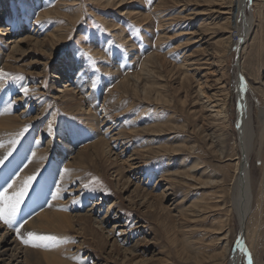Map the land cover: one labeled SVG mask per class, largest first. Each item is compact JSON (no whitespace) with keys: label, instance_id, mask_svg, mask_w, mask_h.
Listing matches in <instances>:
<instances>
[{"label":"rangeland","instance_id":"obj_1","mask_svg":"<svg viewBox=\"0 0 264 264\" xmlns=\"http://www.w3.org/2000/svg\"><path fill=\"white\" fill-rule=\"evenodd\" d=\"M120 1L0 0V81L6 82L3 90L9 89L4 103L22 98L12 114L26 115L19 120L16 141L26 152L20 158L11 153L0 164V176L12 163L13 178L5 181L15 182L16 174L25 172L32 147L47 155V166L57 160V145L67 154L61 160L67 189L59 199L41 196L25 215L28 197L4 200L1 194L0 218L6 219L12 199L18 203L19 221L12 227L26 257L44 254L38 228L31 229L38 223L29 225L38 221L39 233L61 234L55 258L69 264H227L239 237L228 191L240 154L239 78L252 134L247 169L255 171L256 182L242 226L239 264H264V215H258L264 206V0L248 2L253 25L238 53L231 45L236 11L227 0ZM26 38L32 40L20 43ZM76 63L89 85L82 93L75 88L82 84L76 82L77 73L68 69ZM217 103L225 105L227 127L216 120L211 107ZM90 111L97 112L95 132L86 124ZM66 134L73 137L69 152L60 141ZM134 153L137 160L128 162ZM33 174H27L31 187L39 189L46 169L38 177ZM57 174L45 186L51 187ZM2 184L0 179V193ZM222 194L223 202L217 203ZM48 213L59 219L47 216L49 221ZM80 216L89 219L88 226ZM221 225L227 230L224 242L214 232Z\"/></svg>","mask_w":264,"mask_h":264},{"label":"bare ground","instance_id":"obj_2","mask_svg":"<svg viewBox=\"0 0 264 264\" xmlns=\"http://www.w3.org/2000/svg\"><path fill=\"white\" fill-rule=\"evenodd\" d=\"M122 1H124V0H121L119 3H121ZM248 2H249V0H227L228 6L229 7H232L234 12L236 11V15H234V14L233 15L236 16V18H237L236 19V23H234L235 24L234 26L237 29V35L235 36L236 40L234 42H232L231 45H235V46L238 47L237 53L246 44V41H247V39L249 37V34H250L251 30H252L253 17H252V15L250 13V9L248 7ZM109 3L110 2H108V4ZM246 11H247V14H246ZM138 16H139L138 19H140L141 16L140 15H138ZM41 18H44V16H42ZM138 21H140V20H138ZM15 23L18 24L19 23V19L16 18L15 19ZM113 29H111V30H113ZM28 38L21 40L20 43H22V42H29V41L32 40V39L30 40ZM16 40L19 41L18 39H16ZM50 41H51L52 45H54L55 41L53 40V36L50 37ZM34 42H35V44H39L40 43V46H42L43 44H45L44 43L45 42L44 40H41V41H37L36 40ZM20 43H16L15 45H13L15 47V48H13L14 51L19 47L18 44H20ZM240 46H241V48H240ZM230 49H231V47H230ZM237 65H239V61L237 62ZM69 67H68V69L73 70L74 73H77V75H76V82L82 83V84H81V86H79L78 84H75V88L78 86L79 87V90H80L78 92L82 93L81 91H83L86 87L89 86L88 85V81H85L84 80L85 73L82 70V66H81L80 63H76L75 66L73 67V69L72 68H69ZM237 67H239V69H240V66H237ZM0 71L2 72V69ZM81 73H82V77H79V75ZM1 74H3V73H1ZM65 77H69L67 75V69H66V75H65ZM5 84H6L5 81H2V82L0 81V120H2L3 123H5V126H4L5 129L0 130V164L2 162L5 163L6 162L5 159L11 153H19L18 156L20 158L22 156L20 154L26 152L25 145L22 147L23 148L22 149V148H19L18 144L16 143V141H18L19 138H20L19 137V134H20L19 132H20V130L22 128V127L19 128V125H20L19 120H23V118L26 115L21 114V116H16V115H13L12 114V111H13L15 105L17 103H19L22 98H19V97L12 98V101L13 100L14 101L13 102H9L8 103L9 106H6V104L4 103V97H6V95H8L7 93L9 92V89L3 90ZM238 85H236V90H237V124L236 125H237V129L240 132V137H239V141H240L239 142V152H240V154H239V156L237 158H235V159H237V161H236L235 165L233 166V178H232L233 183L230 185L231 187L228 189V191H230V199H231V202L233 203L232 206H231L232 207L231 208V211H232V209L233 210L235 209V215H236L237 220L239 222V237L237 238V241L235 243L234 249L231 252L229 251V253H228L227 260H226V261H228L227 264H239V260H240V258L242 256L241 255V251H242V249H241V247H242V238H243V237H241V234L243 233L242 226H243V222H244V220H245V218H246V216L248 214V210L250 208V198H251L250 194H251L252 190H254V187H255L254 184H256V182L254 181V179H255L254 178L255 171H253L252 173H250V170L247 169V164H248V159H249V151H250L249 143H250L251 135H252L249 132V126H250V123H249V106H248V101H247V99H246V97L244 95V90H243L242 85H240V86H238ZM225 97H226V95H225ZM107 106H101L100 109L102 110V112H104V113L105 112H108V109L109 108H107ZM111 108H114V107H111ZM115 108H116V106H115ZM211 108H216L215 109V112H214L215 113L216 120L217 121H220L221 122V125H223L224 127H227L228 126V119H227V116L225 114L226 113V111H225V105L222 104V103L221 104H218L217 103L216 105L212 106ZM212 112H213V109H212ZM87 113H89V112H87ZM110 114H108L107 117H110L112 115V114L111 115ZM263 116H264L263 113H261V118H263ZM114 119H115V117H114ZM97 123H98L97 122V112L96 111L93 112V113L91 112V114L88 115V119H87L86 124L90 126L92 132H95L96 131ZM0 124H1V121H0ZM106 131L104 133H106ZM96 134H98V133H96ZM60 141L66 143L65 145L68 148V150L66 152H69L70 147L74 146L73 137L71 135H68V134H66V135H60ZM100 141H103V140L100 139ZM95 145L96 144H94V146ZM104 145L106 146V149H107L108 148L107 142H104ZM57 146H58L57 147V151H58L57 160L56 161L53 160L49 164V166H47V164H46L49 161V160L47 161V159H46L47 158V155L44 154V152L41 151V150H36L35 147H32V149L34 151L32 150L33 153H32L31 159H30V157H27L28 160H26L25 165H24L25 172H23V173L26 174V176H27V174H28V176H30L31 173H35L36 176L38 177V175H39L38 173H40L41 171H43L44 169H46L47 174L45 176H43V180L44 181H46L47 179H51L50 176L51 175H55L56 171H58V174L56 175L58 179L55 180L51 184V187L45 186L44 181L39 182V186H40L39 189H37L36 186L31 187V184L32 183H30L29 179L31 180L32 177L31 178H29L28 176L25 177L24 174L21 173V172H20V174H18L19 176L16 174V176H15L14 179H17V180H14L15 182H11V184H8L5 181V178H7V177H10L11 179L13 178V176L11 175L13 173L12 163H10L9 165L6 164V167L2 169L0 179L3 182V184H2V187H3L2 190L3 191H2V193H0V195L1 194L4 195L3 196V199L4 200H7V199H10V198H16L18 196L20 197L21 200L23 199L22 197H28L29 198L28 199L29 201L26 202V206L25 207H22V214L29 215L31 208L35 205V203L37 204L39 202V199H41V196H46V195L48 196L49 195L50 197H52L53 200H56V199H59L62 196L63 193H65L64 191L67 189V185H66L67 184L66 183V181H67V171L66 170L67 169H66L65 163L64 162H61V160L67 154L64 155L62 153V147H61V145H57ZM73 149H75V148H73ZM97 150H99V146H98V149ZM91 151H93V150H91ZM222 152H223V150L220 151V154H222ZM84 155H85V152H84ZM136 155H137V157L139 156L137 153H134V155H130L127 161L129 162V161H135V160H137ZM13 159L15 160L16 158H13ZM195 166H197V165L195 164ZM70 168H72V167H70ZM136 168H137V166H136ZM35 174H33V175H35ZM34 180H35V178H34ZM26 182H28V183L26 184ZM222 182H226V179H224ZM29 183H30V186H29ZM26 185H28L32 189L28 191L26 189V187H28V186H26ZM25 189H26V192L23 193V191ZM41 191H43V192H41ZM31 192H32V194L30 196V193ZM217 198H219V200L217 201V203H222L223 202V199H224L223 198V194L220 195V196H218ZM0 204H1V202H0ZM52 205L53 206H56L54 203H52ZM0 207H2V205H0ZM4 208H5V206H4ZM19 208L20 207H18V203L16 201L13 202V199H12V202L9 203L8 206H7V208L5 209V211H6V213H5L6 219L4 220V219H1L0 218V229L3 228V227H5V230H6L2 234H0V263L1 264H28L27 261H29V264H36L34 262V260H37V262H38L37 264H69L67 261H61V260H58L57 258H55L56 256L59 255V251L61 250V243H60V240H59L61 238L60 237L61 234L59 235L56 232L54 233L55 230L53 231V229H52L53 232H47L46 231L47 229H46L45 230L46 232L43 230L42 232L39 233V231H38L39 230V222L38 221L31 222L29 225L30 226H32V225L35 226L36 223H38L37 224L38 226L36 225L37 227H32L31 229L33 230V228H34V230H36L35 228H38L37 229L38 234H35V235H36V237L38 239L37 241H39L40 242V245L43 247V248L41 247V249H44V254H43L42 257H39V258H37L35 256H32L31 257V256H29V254H27L28 257H26V253H25L23 247H21L20 242L18 241L19 238H20V235L17 234V236H18L17 237L15 235V233H14L16 229H14L12 227V223H14L16 221L17 222L19 221V218H16L15 217V215H16L17 211L19 210ZM42 211H43V209H42ZM41 214H38V215H41ZM64 215H65V213H64ZM258 215H259V218H260L261 215H264V206H263V204L261 206L260 212H258ZM47 216L48 217H51L52 214H51V216H49V213H48V215H46L45 217H47ZM53 216H52V218H53ZM81 216H80V218H78V220L83 221L88 226L89 219L87 217H81ZM32 217L35 218L34 216H32ZM32 217H29L28 219L31 221L33 219ZM45 217H44V220H45ZM48 217H47V219L49 220ZM65 217H68V216H65ZM64 218H63V221L65 223H67V224H68L69 221H71L68 218H65V219ZM54 219L57 220L59 218H56V216H55V218H53L52 220H54ZM52 220H49V221H52ZM40 221H41V218H40ZM60 221H61V219H60ZM42 222H43V220H42ZM54 222L56 223V221H54ZM55 223H52V224L55 225ZM59 223H61V222H59ZM59 223H56V225L59 224ZM263 223H264V221L262 220L261 228H262ZM42 224H40V225L42 226ZM69 224L71 225V222H69ZM49 225H51V222H50ZM70 225H67V226H70ZM46 226H45V228H46ZM43 227H44V225H43ZM47 227H49V226H47ZM57 227L59 228L60 226L57 225ZM69 228H71V226ZM59 229H61V228H59ZM224 229H225L224 226L221 225L217 229V231H214L215 233H217L216 235H222L221 237H219L218 240L219 241H223V242L226 240V236H227V234L223 235L225 232H227V230L225 232H223ZM89 230H91V228H89ZM262 230H263V228H262ZM25 231L28 232L27 230H25ZM33 231L32 232L30 231V232L34 234ZM63 231H66V230H63ZM85 231H84V228H83V232L84 233H85ZM90 232L93 233L94 231L92 230ZM94 234H96V232ZM30 235H28V237ZM23 238L24 237H22V239ZM63 238H65V237H63ZM25 240L26 239H24V241ZM257 245H258V243H257ZM29 251H28V253H29ZM227 251H228V245H226V242H225L224 247H223V253H226ZM255 251H256V249H255ZM26 259H27V261H26Z\"/></svg>","mask_w":264,"mask_h":264},{"label":"water","instance_id":"obj_3","mask_svg":"<svg viewBox=\"0 0 264 264\" xmlns=\"http://www.w3.org/2000/svg\"><path fill=\"white\" fill-rule=\"evenodd\" d=\"M237 84H239L238 86H240L241 85V81H240V79L238 78V80H237Z\"/></svg>","mask_w":264,"mask_h":264}]
</instances>
